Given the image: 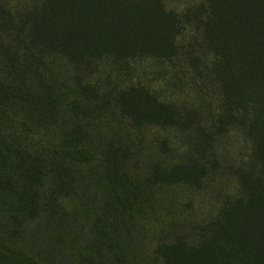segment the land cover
<instances>
[{"label": "rangeland", "instance_id": "rangeland-1", "mask_svg": "<svg viewBox=\"0 0 264 264\" xmlns=\"http://www.w3.org/2000/svg\"><path fill=\"white\" fill-rule=\"evenodd\" d=\"M200 1L168 0L166 5L183 14ZM37 2L0 0V64L11 70L14 65L18 75H28L36 93L32 105L37 106L25 105L19 96L17 104L0 113L4 150L17 154L13 162L9 157L0 158V224L11 221L20 228L18 234L0 235V264H22L29 257L32 264L125 263L111 259V194L115 188L134 193L126 207L122 194L114 195L112 221L119 222L120 232L145 233L143 245H136L130 255L140 262L151 254L154 241L170 224L205 222L222 205V199L236 195L239 179L228 169L251 162L255 138L248 132L250 124L218 132L216 114L222 110L220 97L225 89L224 82L217 81L214 54L208 51L195 52L189 47L172 59L137 57L123 69L105 58L89 67L83 63L75 73L67 57L49 52L48 38L33 33L29 48L20 37L30 32L33 16L21 9H30ZM40 21L43 26L49 23ZM191 36L187 28L180 39L189 45ZM187 54H192L191 60L184 59ZM254 70L246 61L230 63L226 70L230 98L255 103L262 98L264 91ZM2 77L7 84L8 77ZM140 87H146L159 102L198 109L195 114L206 120L205 125H214L205 138L209 133L213 136L210 143L216 148L218 164L210 162L206 143L188 157L189 167L204 169L203 188L188 184V175L181 171L165 176L179 182H162L158 176L153 181L154 176L145 171L154 170V163L182 164L194 136L191 129L164 127L123 114L122 103L114 102L113 96L124 91L127 96L131 93L127 97L131 101L140 95ZM22 89L25 91L24 83ZM149 105L156 106L155 102ZM245 120L250 122L248 116ZM259 127L264 131V126ZM111 159L118 165L116 170L111 171ZM18 169L27 171L25 184L9 180L7 172ZM50 169L54 177L45 176ZM18 188L23 191L20 198L12 193ZM11 213V219L7 218ZM45 216L49 221L42 220ZM47 244L58 257L43 253L41 247ZM122 252L118 250L115 256H125Z\"/></svg>", "mask_w": 264, "mask_h": 264}, {"label": "trees", "instance_id": "trees-1", "mask_svg": "<svg viewBox=\"0 0 264 264\" xmlns=\"http://www.w3.org/2000/svg\"><path fill=\"white\" fill-rule=\"evenodd\" d=\"M167 2L168 0H38L30 9H21L33 16V19L29 26L30 32L23 34L20 40L27 42L30 48L29 44L33 41L30 36L33 33L48 38L49 52L67 57L73 64L75 73L82 69L83 63L89 67L91 63L105 58L111 59V63L123 69L130 60L137 57L172 59L180 51H188L189 47L195 52L199 49L201 53L208 51L214 54L212 63L219 68L217 81L221 85L224 82L222 87L225 89L220 97L222 110L216 114L215 126L221 133L236 124H250V129H246L255 138L251 162L245 167L228 169L239 179L240 186L236 195L222 199V205L205 222L178 221L170 224L154 241L151 254L139 262L133 261L134 258L130 255H133L136 245H143L145 233L132 236L128 230L120 232L119 222L112 221L116 210L114 195L121 193L126 207L129 195L134 193L115 188L111 194V259H123L125 263L121 264H264V131H259V124L264 126V95L256 103L245 98L233 100L228 95L226 73L230 63L236 65L239 61H246L255 69L254 77L264 91V0H202L183 14L168 9ZM40 19L49 23L44 22L43 26ZM24 28L26 29V25ZM187 28L193 34L190 46L186 40L180 39ZM28 31L29 29L26 32ZM188 40L190 43L191 39ZM18 56L21 57V54ZM191 56L192 54H187L184 59L188 60L189 57L191 60ZM41 66L40 63L38 69ZM18 74L14 65L11 70L0 64V113L17 104L15 99H19V96L25 105L35 103L33 99L36 93L32 91L34 83L28 82V75ZM3 75L9 79L7 84L3 83L7 79ZM23 83L25 91L22 89ZM140 91V95L132 97L131 101H127L131 93H127V96L124 91L113 96L114 102L122 103L120 108L123 114L130 113L134 118L139 117L148 123L164 127L191 129L194 136L193 141L190 139L189 152L182 164L154 163L151 166L154 170H144L154 176L153 181L158 176L157 180L162 182H179L180 179L166 180L165 176L181 171L188 175L185 179L188 184L197 189L203 188L201 178L204 176V169L189 167L192 164L191 161L188 162V157L199 145L206 143L212 160L210 162L218 164L216 148L210 143L214 138L210 133L205 138V134L214 125L209 123L210 128L205 125L206 120L195 114L199 112L198 109L159 102L146 87H140ZM153 102L157 107L149 105ZM189 112H193L195 118L189 117ZM246 116L250 122L245 120ZM2 130L0 126V158L9 157L13 162L17 160L14 157L17 154H9L4 150L2 141L5 137ZM112 162L111 159V171L118 167ZM7 173L12 184H25L26 170H9ZM52 173V169L47 170L45 176L54 177ZM120 183L123 184L122 179ZM12 193L20 198L23 191L18 188ZM10 216L13 214H9L7 218ZM42 220L49 221V218L45 216ZM133 225L136 226V223ZM19 231V226H14L11 221L0 224L2 236L18 234ZM119 243L123 244L122 248ZM41 249L43 253H54L55 250L49 245L46 248L42 246ZM118 250L123 251L125 256H115ZM54 254L59 256L57 252ZM30 259H24L22 264H32Z\"/></svg>", "mask_w": 264, "mask_h": 264}]
</instances>
